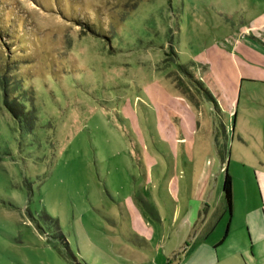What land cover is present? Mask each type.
<instances>
[{
    "label": "rangeland",
    "instance_id": "rangeland-1",
    "mask_svg": "<svg viewBox=\"0 0 264 264\" xmlns=\"http://www.w3.org/2000/svg\"><path fill=\"white\" fill-rule=\"evenodd\" d=\"M263 19L264 0H0V264H217L227 225L263 218ZM226 36L228 119L192 63Z\"/></svg>",
    "mask_w": 264,
    "mask_h": 264
},
{
    "label": "crops",
    "instance_id": "crops-1",
    "mask_svg": "<svg viewBox=\"0 0 264 264\" xmlns=\"http://www.w3.org/2000/svg\"><path fill=\"white\" fill-rule=\"evenodd\" d=\"M258 26L264 28V19L260 21ZM263 36L264 34H262V37ZM237 44V47L240 48L241 44L239 43V41L235 42L233 39H229V37L226 36L224 42L215 43L213 44V47L206 48L197 53V55H195L194 57L200 58L194 59V61L192 62L196 66L195 70H197V77H195L201 82L202 86L206 88V90L215 101L214 103H212L213 99L210 100L212 104L211 105L208 98H204V102L207 103L206 105L209 106L210 111H215L218 115L225 114L227 119L232 114L234 101L233 93L225 92L226 90H233L227 76L230 72H232L231 75L233 74V81L242 80L241 77L244 76L243 72L239 70L235 71L231 63V67L226 66L227 61L232 62L234 55H232V53L230 52ZM182 96L183 95L181 93H178V97L176 100H180V102H182L184 100V96ZM188 110L190 111L189 108ZM143 154H146V156L152 159L147 151L144 150ZM141 158L143 159L142 164H144V157L141 156ZM219 195L222 199L223 195L221 192L219 193ZM260 201L262 202V206L264 208V199L260 198ZM223 213L224 211L222 209V211L219 212L218 219H215L211 227H209L205 231L202 230L203 236L207 238V236L214 230ZM262 213L263 218L261 219H263V222L256 216L252 221V226L246 224L245 227L236 226L234 227V229H232L229 227V225H227L220 239H217L213 243L216 246L215 262L217 264H229L230 262L228 261L232 258L234 260H237L236 262V260L234 261L232 259L234 261V264H264V209ZM208 223L209 220L207 219V217H205L203 219L204 226L208 227V225L210 224ZM230 237L231 241L230 243H227V239H229ZM219 249H221V251L223 252L221 255L218 254Z\"/></svg>",
    "mask_w": 264,
    "mask_h": 264
},
{
    "label": "trees",
    "instance_id": "trees-1",
    "mask_svg": "<svg viewBox=\"0 0 264 264\" xmlns=\"http://www.w3.org/2000/svg\"><path fill=\"white\" fill-rule=\"evenodd\" d=\"M195 86L208 98L212 100L211 95L206 90L205 87L202 86L201 82L198 79H193ZM213 101V100H212ZM221 193L223 195V199L225 200L226 208L230 212L231 210V176L224 170V177L221 183Z\"/></svg>",
    "mask_w": 264,
    "mask_h": 264
}]
</instances>
